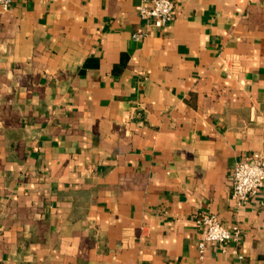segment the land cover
<instances>
[{
    "label": "crops",
    "instance_id": "1",
    "mask_svg": "<svg viewBox=\"0 0 264 264\" xmlns=\"http://www.w3.org/2000/svg\"><path fill=\"white\" fill-rule=\"evenodd\" d=\"M141 1L0 6V264H264V0ZM202 212L240 229L203 260Z\"/></svg>",
    "mask_w": 264,
    "mask_h": 264
},
{
    "label": "built area",
    "instance_id": "2",
    "mask_svg": "<svg viewBox=\"0 0 264 264\" xmlns=\"http://www.w3.org/2000/svg\"><path fill=\"white\" fill-rule=\"evenodd\" d=\"M14 0H0L3 9H9ZM142 20L153 22L156 26H166L176 18L177 6L174 0H142L138 5ZM148 35V28L142 27L133 33V39L142 41ZM264 187V150L254 152L238 163L232 176V194L238 206L247 204ZM196 223L202 228L204 236L199 242V257L204 259L206 245L211 244L225 250L227 244L240 235L239 227L229 228L213 213H198Z\"/></svg>",
    "mask_w": 264,
    "mask_h": 264
}]
</instances>
